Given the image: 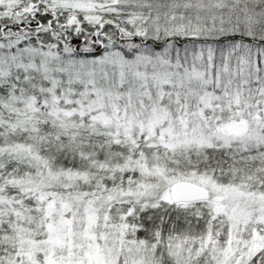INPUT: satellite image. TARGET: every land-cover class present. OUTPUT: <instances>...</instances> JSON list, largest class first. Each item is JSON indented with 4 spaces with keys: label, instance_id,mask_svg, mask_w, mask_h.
Instances as JSON below:
<instances>
[{
    "label": "snow or ice",
    "instance_id": "obj_1",
    "mask_svg": "<svg viewBox=\"0 0 264 264\" xmlns=\"http://www.w3.org/2000/svg\"><path fill=\"white\" fill-rule=\"evenodd\" d=\"M0 264H264V0H0Z\"/></svg>",
    "mask_w": 264,
    "mask_h": 264
}]
</instances>
